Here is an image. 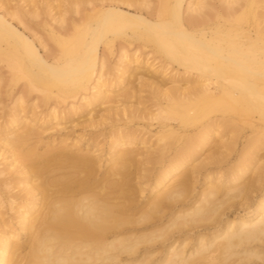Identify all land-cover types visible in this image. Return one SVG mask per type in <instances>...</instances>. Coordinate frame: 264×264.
I'll use <instances>...</instances> for the list:
<instances>
[{"label": "bare ground", "instance_id": "bare-ground-1", "mask_svg": "<svg viewBox=\"0 0 264 264\" xmlns=\"http://www.w3.org/2000/svg\"><path fill=\"white\" fill-rule=\"evenodd\" d=\"M130 4H109L72 37L52 33L61 54L49 58L36 34L19 28L23 10L7 7L0 14V58H12L25 79L58 102L80 98L71 112H89L88 126L98 125L99 104L105 120L114 110L126 115L115 91L132 90L135 81L153 86L177 117L163 119V106L151 114L160 129L152 145L151 138L141 141L150 145L145 152L124 148L135 145L134 132L114 131L104 159L84 136L68 134L42 153H24L20 148L33 132L17 130L30 120L18 115L0 125V151L8 154L2 194L15 214L10 222L0 210V264H264V190L254 199L255 183L242 182L258 163L262 148H252L264 136V0H162L158 9L150 0ZM118 39L139 48L132 55L121 51L112 76L101 49L111 50ZM140 49L150 51L147 57L137 55ZM158 73L163 82L145 81ZM179 79L190 86L165 88ZM195 101L198 110L216 115L192 139L179 132L190 131L183 123L163 122L189 121L187 108ZM223 127L249 134L239 163L220 177L208 174L207 188L193 199L198 168L189 163L208 140L224 138ZM246 205L245 214H226Z\"/></svg>", "mask_w": 264, "mask_h": 264}, {"label": "rangeland", "instance_id": "rangeland-1", "mask_svg": "<svg viewBox=\"0 0 264 264\" xmlns=\"http://www.w3.org/2000/svg\"><path fill=\"white\" fill-rule=\"evenodd\" d=\"M25 1L27 2L24 3V0H0V14L4 13L7 7L13 8L14 13H19L23 10L25 14L21 20L24 25L19 26L16 21H14V24L18 25L19 28L22 31L24 30L28 35L36 34L37 38L40 39L45 46V49L40 48L42 55L49 58L52 56L59 57L61 54L59 46L52 39V33L63 37H72L76 35L79 28L92 22L97 13L104 10L109 4L114 6H116L115 4H118L117 6L125 8L131 5V1L134 0H83V2H80L78 5H75L77 2L74 4L73 1L80 0ZM161 2L162 0H150V7L158 9L161 6ZM132 5L135 6V8H138L136 4ZM138 46V42L130 44L118 39L111 50L102 47L101 55L105 56L107 67L112 69V76L117 74L115 68L119 62L121 51L124 50L132 55L135 50L139 48ZM148 52L150 51L140 49L137 55L141 56L143 59L147 57ZM148 58H153V55L150 54ZM12 62V58H0V125L10 122L18 115H20L19 118L23 116L30 120L26 126L23 127L22 124L19 126L20 129L17 130V133H23L30 130L33 132L31 139L20 148V151H23L24 153L30 148H37L38 151L42 153L45 150V146L51 144L54 140H57L53 143L54 146H57L59 142L66 139V135L68 134L71 135L72 138L84 136V138L95 147L93 151L98 150V155L104 159L107 158L111 143V135L114 131L120 130L128 133L134 132V136L137 138L134 141L135 145L124 148L135 151L142 150L141 152H145V149L152 145L155 142L156 137L159 135L158 132L160 128L158 122L151 121L149 118L152 113H158L159 106H163L165 109L168 108L166 105L168 100L162 95L155 94L156 90L153 86L149 87L141 85L142 81H135L130 84L132 90L121 92L119 89H116L115 92L120 97L115 98V100H120L123 103H126V115H122L119 110H114L110 113L108 119L105 120L102 116L107 115L108 113L104 112L102 110L104 106H100L99 104L98 107H95L96 111L94 113L95 115H98L96 119L98 125L91 127L88 126V123H85L89 112L79 110L77 111V114L71 112L74 107H79L80 98L74 101L70 99L67 102H58L53 95H46L47 88L25 79L21 69L12 66ZM156 63L159 66L161 62L156 60ZM168 72L172 74L170 70ZM173 73H176V71ZM145 78L146 82H163V75L160 73L155 74L154 77L150 79L151 81L147 79V77ZM166 83L168 85L165 88L168 89L171 87L187 88L190 86L185 80L181 79H179L176 84H172L171 82H165V84ZM92 92L93 91H88L86 96L90 97ZM121 104L122 103H119L118 105ZM199 106L200 105H198L197 101L190 103L187 108V111L190 114L189 121H182L180 119L169 121L163 120L166 116L173 119L177 118L176 114L169 113V108L168 111L161 115V117H163L161 120L173 125L183 123L184 125L182 127L190 129V131L179 132L187 136V138L192 139L200 131V126H204L210 117L216 115L206 114L205 110L204 112L198 110L197 107ZM123 107L124 106L120 109ZM52 115H56L58 119L53 120ZM253 118H258V115H253ZM46 123H49V125H46ZM151 124L153 126H151ZM220 132H222L224 138L221 140L219 138H211L208 140L201 153L189 163L191 167L198 168V178L195 180L191 194L193 199L197 194L207 188L205 177L208 174L211 173L220 177L225 173L231 172L232 168L239 163L241 150L249 138V134L238 135L237 132H231L229 127L221 128ZM149 138H151L150 145L148 144L147 146H144L141 144L143 139H146L147 141ZM257 139L258 140L254 143L252 149L262 148L258 157H254L258 163L254 170L249 171L245 180L242 181L244 184L255 183L257 190L251 194L254 199L260 195L261 190H264V136L260 135ZM233 140H238L240 144L236 149H229ZM71 142L72 141L70 140L67 144H70ZM175 142L176 141H174V143ZM226 144L227 146H225ZM154 148H156V146H154ZM171 154L173 155L174 153L171 152ZM0 155H2L0 156V171H2L7 166L4 157L8 154H4V151L2 150L0 151ZM260 158L262 159L259 162L258 159ZM100 165L102 166L101 172H104L107 167V162L103 161ZM146 168L150 169V171L154 170L156 172L161 166L148 165ZM259 168L260 170H258ZM13 169L14 168H12V171ZM183 173L184 171L178 173L177 177ZM16 177H18V175H12L13 179ZM6 178L7 175L0 174V210L3 213L4 219L13 222V217H15L14 211L11 210V205L5 202L6 195L2 194V191H4L3 181H5ZM14 182H18L17 179L16 181L14 180ZM219 186L222 190H226L228 187L225 183H220ZM22 189V186L16 187L12 190V193L16 194ZM247 207L248 205L243 207V209L242 207H238L239 209H242L241 211L238 208H227L226 214L229 218H233L235 215L248 212L249 209H246Z\"/></svg>", "mask_w": 264, "mask_h": 264}]
</instances>
